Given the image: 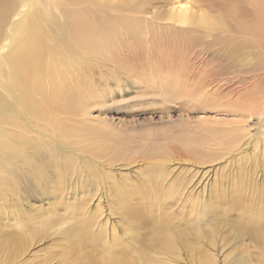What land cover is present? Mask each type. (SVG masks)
Masks as SVG:
<instances>
[{"label":"rangeland","instance_id":"1","mask_svg":"<svg viewBox=\"0 0 264 264\" xmlns=\"http://www.w3.org/2000/svg\"><path fill=\"white\" fill-rule=\"evenodd\" d=\"M174 1L96 0L103 65L68 123L79 154L56 141L63 157L43 160L42 171L25 156L0 161V244L24 237L0 264H264V241L250 235L264 232L255 216L264 205L263 6L188 0L202 19L181 27L169 19ZM200 53L214 61L203 66ZM233 197L253 208L221 212ZM167 228L179 249L170 255L161 251Z\"/></svg>","mask_w":264,"mask_h":264},{"label":"bare ground","instance_id":"2","mask_svg":"<svg viewBox=\"0 0 264 264\" xmlns=\"http://www.w3.org/2000/svg\"><path fill=\"white\" fill-rule=\"evenodd\" d=\"M253 1L260 3L262 10L264 9V0ZM173 3L175 6L170 9L169 18L172 23L181 27L194 23V20L200 23L202 18L196 19V15L194 17L188 0H175ZM102 13L96 0L94 3L91 0H0V161L7 155H13L12 160L25 156L26 161L32 159L34 172L35 169L42 171L43 160L55 161L58 157H63L56 150V141L62 144L65 141V149L70 151V154L74 153L75 144H82L72 139L74 136L78 139L81 136L75 133L76 129L68 126V123L72 117H78L81 113L85 99L93 96V83L100 76L105 42L102 39ZM260 15L264 20V13ZM105 24L106 22L104 26ZM204 56L206 55L200 53V63L203 66L214 61ZM215 56L214 54L213 57ZM230 56L229 54L226 58L230 59ZM220 65L227 69L224 62ZM217 66L219 68V65ZM217 66L213 69L214 73L218 70ZM257 69H250L245 73L250 74L251 78H256ZM243 75L241 73L236 77L239 79L238 83H241ZM23 123L30 126L28 130L24 129ZM3 125L13 129L6 130L3 134ZM28 131L30 136L25 135ZM33 132L37 133L36 136L32 135ZM70 133H73V136L70 137ZM39 137L43 141H40ZM171 149L178 156L185 150L190 151L180 146H172ZM97 155L101 157L100 154ZM190 155H193L192 151ZM65 162L70 169L74 168L72 157L66 156ZM7 163L10 167L13 166L11 160ZM196 167L201 169L197 165ZM46 168L43 167V170ZM5 179L0 175V182ZM261 182H264V179H261ZM147 185L150 189V183L147 182ZM138 191L143 196L148 189L144 192ZM18 192L22 193L16 201L21 217L24 210L19 199L24 201V193L22 190ZM229 201L227 206L221 208V212H226V215L234 209L253 208L249 203L244 206L246 203L241 201V197H233ZM29 209L28 207L26 211ZM261 209L263 211L258 210L255 216H259L256 224L263 227L264 205ZM128 213V210L123 211V214ZM168 228L164 234L168 242L163 241L161 251L170 255L176 253L178 248ZM250 235L253 241H264L261 237L264 232L261 230L252 231ZM116 238L114 235L113 239ZM176 241H179V246L184 244L189 253L197 250L198 244L187 245L182 237ZM23 243V236L3 237L0 252L7 255L10 247L15 245L20 251ZM20 254L16 253L17 258Z\"/></svg>","mask_w":264,"mask_h":264}]
</instances>
